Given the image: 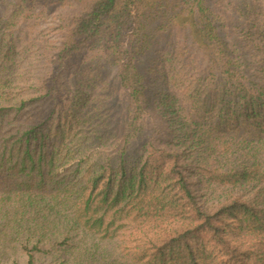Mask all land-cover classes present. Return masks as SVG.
<instances>
[{"label": "trees", "instance_id": "obj_1", "mask_svg": "<svg viewBox=\"0 0 264 264\" xmlns=\"http://www.w3.org/2000/svg\"><path fill=\"white\" fill-rule=\"evenodd\" d=\"M76 1L0 0V261L94 264L92 236L115 243L109 264H264V76L238 66L223 14L209 0ZM241 13L264 30V9ZM156 16L168 36L178 20L189 27L205 63L172 51L143 60L165 34L149 33ZM49 21L61 41L47 39ZM104 60L130 109L113 138L81 117L86 101L69 106L77 87H99ZM243 136L259 139L239 158ZM127 222L138 229L118 241Z\"/></svg>", "mask_w": 264, "mask_h": 264}, {"label": "rangeland", "instance_id": "obj_2", "mask_svg": "<svg viewBox=\"0 0 264 264\" xmlns=\"http://www.w3.org/2000/svg\"><path fill=\"white\" fill-rule=\"evenodd\" d=\"M90 1V0H89ZM210 7L215 12H220L223 14V24L224 27L221 29V34L224 37V41L233 49L237 51L236 62L238 66H242V71L247 72L248 77L252 78L254 81H260L264 76V70L262 71V66H264V30L261 23V18L257 17L255 19L250 18L251 14H242L241 11H246L247 6L256 9H264V0H209ZM73 2H79L73 0ZM79 5V4H76ZM249 9V8H248ZM60 14H66L67 12L58 11ZM57 13V12H56ZM70 14V13H69ZM52 20V18H51ZM55 19V15L53 17ZM159 17L156 16V21L149 22V33L151 34H164V37L157 39V41H162L161 47L156 49L157 51H152L149 55L144 56L143 60L151 61L152 58H158V56H163L165 52L172 51L177 56L176 60L182 59L188 61H198L205 63L203 52L198 43V38L196 36L190 35L189 27L183 26L181 20L177 23H173L174 27L171 30V36H168L165 32L161 33L159 25ZM257 22V25H253V22ZM58 22L49 21L44 29L45 35L48 40L58 41L59 32L57 30ZM62 33V32H61ZM61 41V40H60ZM156 52V53H155ZM96 73L92 77L96 78V83L99 87H77L78 94L73 98L71 102L70 109L77 110L81 109L85 101L88 103L87 107L83 109L81 114L82 118H85L89 113L95 114L94 120L97 123L107 122L109 123L106 132L110 134V138L117 137L119 132L124 130V123L129 118L130 109L128 105V97L124 92L120 91L119 81L117 79L115 68L109 64L106 60L102 61L100 65L95 66ZM245 72V73H246ZM91 77V78H92ZM88 80V78H87ZM156 76L153 73L150 76V81L148 82L151 87V100L153 107L156 106L154 101L157 99L156 93H158V84L156 83ZM152 107V115L149 121L153 122L158 127L165 129L166 131L170 127L169 119L163 118L159 109H154ZM264 127H261V131ZM258 130V129H257ZM152 131H148L151 133ZM233 139V143L237 144V156L239 158L244 153V147L246 146V141L256 143L259 137H247ZM144 139H139L135 141V146L132 148L133 155H136ZM243 171V170H240ZM250 190L254 196L257 197L258 187L256 184L249 185ZM253 199V200H254ZM138 229V224L136 222H127V226L124 227L120 233L118 241L128 242L130 237L135 234ZM116 240V241H117ZM114 241V242H116ZM83 250L87 249L88 252L86 257L94 262V264H109L110 259L108 254L114 252L115 243L101 241L98 238L89 236L85 239L83 243ZM264 252V249H262ZM2 252H0V255ZM0 264H21V258L16 255H6L2 256V262Z\"/></svg>", "mask_w": 264, "mask_h": 264}]
</instances>
